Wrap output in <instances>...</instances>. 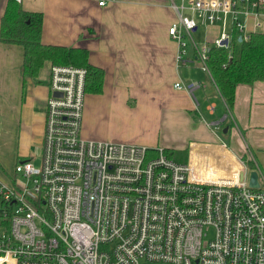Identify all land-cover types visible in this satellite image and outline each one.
<instances>
[{"label": "built area", "instance_id": "1", "mask_svg": "<svg viewBox=\"0 0 264 264\" xmlns=\"http://www.w3.org/2000/svg\"><path fill=\"white\" fill-rule=\"evenodd\" d=\"M172 6L178 53L202 23L220 22L216 47L232 37L228 19L240 41L248 16L264 32V0ZM196 55L207 71L205 47ZM48 75L40 158L16 161L0 180V264H264V179L248 187V166L223 142L193 163L160 147L84 139L85 69L53 64Z\"/></svg>", "mask_w": 264, "mask_h": 264}, {"label": "crops", "instance_id": "2", "mask_svg": "<svg viewBox=\"0 0 264 264\" xmlns=\"http://www.w3.org/2000/svg\"><path fill=\"white\" fill-rule=\"evenodd\" d=\"M6 2L0 0V18ZM16 2L23 11L41 14L42 44L83 48L87 64L102 71L100 92L83 96L93 123L82 121V105V138L160 147L171 159L193 163L210 158L201 148L220 140L264 179V81L237 84L228 111L196 57L199 47L207 51L213 45L220 22L198 24L178 53L167 30L177 19L172 3L179 5L181 0ZM244 22L249 37L264 33L254 28L252 16ZM226 28L240 42L229 19ZM22 61V45L0 40V161L13 165L18 160L37 164L40 158L51 65L45 61L34 76H26ZM174 83L194 87L175 89ZM0 168L10 181L8 169Z\"/></svg>", "mask_w": 264, "mask_h": 264}, {"label": "trees", "instance_id": "3", "mask_svg": "<svg viewBox=\"0 0 264 264\" xmlns=\"http://www.w3.org/2000/svg\"><path fill=\"white\" fill-rule=\"evenodd\" d=\"M40 27L39 12L23 11L15 0H7L0 18V40L22 45V74L34 76L45 61L51 65L82 67L85 69L84 91L100 92L102 71L87 64L86 51L79 47L42 44ZM206 53L205 66L228 111L232 107L237 84L264 81V33L240 42L233 34L227 47L211 45Z\"/></svg>", "mask_w": 264, "mask_h": 264}, {"label": "rangeland", "instance_id": "4", "mask_svg": "<svg viewBox=\"0 0 264 264\" xmlns=\"http://www.w3.org/2000/svg\"><path fill=\"white\" fill-rule=\"evenodd\" d=\"M198 30H201V29H198ZM196 36V33H194L193 34V37H195ZM86 98V97H85ZM85 98L83 99V116H82V121L84 122H87V123H89V124H91V123H93L92 121H91V116L89 115V114H86V109L84 108V102H85ZM86 118V119H85ZM82 123V122H81ZM101 124H103L104 126H105V129H104V131H107L106 130V126H107V124H106V122H105V120H103L102 122H101ZM223 126V125H222ZM221 126V127H222ZM221 129L219 128V132H218V134L219 135H221V136H223L222 135V132L220 131ZM110 131L111 132H113V130L110 128ZM224 139L226 140V142H228L229 144H231V140H230V138H228V136H224ZM172 159L173 160H175V161H178L179 159L177 158V157H172ZM1 165H4L5 166V169H8V170H6V171H8L9 172V174H11V175H13V163L12 162H9V163H6V161H5V159H3V160H1L0 161V166ZM7 167V168H6ZM0 179L2 180L3 179V181H8V176H6V174L4 173V170H2L1 168H0Z\"/></svg>", "mask_w": 264, "mask_h": 264}, {"label": "water", "instance_id": "5", "mask_svg": "<svg viewBox=\"0 0 264 264\" xmlns=\"http://www.w3.org/2000/svg\"><path fill=\"white\" fill-rule=\"evenodd\" d=\"M192 30H194V28ZM222 43L225 44L226 42L223 40ZM247 185L251 188H258L259 184L257 181V172L255 170L249 171L247 177Z\"/></svg>", "mask_w": 264, "mask_h": 264}]
</instances>
